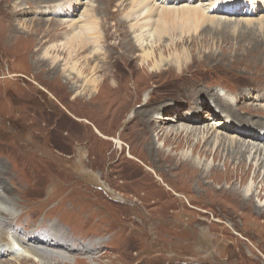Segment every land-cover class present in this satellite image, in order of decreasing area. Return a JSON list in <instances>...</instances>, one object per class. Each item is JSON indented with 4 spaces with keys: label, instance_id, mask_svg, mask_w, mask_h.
<instances>
[{
    "label": "rangeland",
    "instance_id": "1",
    "mask_svg": "<svg viewBox=\"0 0 264 264\" xmlns=\"http://www.w3.org/2000/svg\"><path fill=\"white\" fill-rule=\"evenodd\" d=\"M37 1L0 0V159L9 173L5 195L20 203L11 221L19 218L27 233L42 224L59 225L70 244L75 239L76 245L100 242L103 250L92 254L100 257V264H264V171L254 179V189L261 193L251 195L250 205L243 206L231 187L243 192L254 169L245 184L239 180L232 184L225 177L201 180L174 168L183 150L192 155L190 147L175 150L174 135L168 140L163 131L157 133L163 127L174 130L190 124L168 118L196 110L204 120L187 127H193L194 135L206 137L213 125L234 122L248 106L264 107L255 89L264 78V52L256 54L252 39H264V23H260L264 1L255 3L252 11L247 0H235L237 5L231 2L227 4L231 10L223 11L221 0H194L217 16L213 23L197 30L166 32L157 37L160 42L145 41L143 47L137 45L136 24L155 26L162 8L167 9L162 4L174 7L190 0H63L58 4L61 8L50 5L57 0L40 2L49 4L47 11L72 14L70 19L57 16L63 20L50 19L53 14L39 10L34 13ZM17 12L22 13L11 15ZM217 21L230 24L222 30ZM53 22L101 27L103 40L94 41L90 55L92 70L82 77L68 76L64 61L54 72L56 64L42 58L43 50L55 39L60 43L61 32L66 31L56 25L48 33ZM246 28L253 34L242 41L240 34ZM150 29H143L148 30L147 37ZM95 31L90 36L95 38ZM147 50L152 56L146 60ZM161 55L165 65L154 69V60ZM244 85L250 86L238 94ZM192 89L201 91L194 96ZM208 92L224 96L235 113L220 107ZM206 93L207 97H198ZM177 103L180 111L167 110ZM158 108L163 121L153 116ZM248 119L264 122L260 115ZM247 140L259 143L249 136L241 138ZM212 160L209 157L211 166L226 173L223 161ZM72 254L67 262L51 264H93L91 253ZM31 263L39 264L12 241H0V264Z\"/></svg>",
    "mask_w": 264,
    "mask_h": 264
},
{
    "label": "bare ground",
    "instance_id": "2",
    "mask_svg": "<svg viewBox=\"0 0 264 264\" xmlns=\"http://www.w3.org/2000/svg\"><path fill=\"white\" fill-rule=\"evenodd\" d=\"M57 1H59V2L53 1L52 3H50L51 2L50 0H38L37 2H39V3H36V2L33 3L34 6L37 4L35 6V8H32L33 12L38 13V10H39L42 13L53 14L51 17H49L50 19L54 18L57 20H63V19H60L57 17L59 15H64L65 19H70L71 15H72L70 12H59V13L50 12V11H47L45 8V6H47L49 4H40V2L50 3V5L54 4L53 5L54 8L55 7L61 8L60 7L61 5H58V4H61L65 0L64 1L63 0H61V1L57 0ZM164 1H167V0H164ZM193 1L194 0H190L188 3H185L184 5H178V6H174V7H171V6L166 5V4H162V6H165V8H167V9L162 8V16L159 20V23L155 26H151L150 25L151 22L144 23L145 25L144 24L139 25V23H137L136 25L138 26V28L135 31H140V36L137 39L139 44H137V45H140L143 47L145 41H147V42L148 41L149 42L154 41L153 43H156L158 41L157 37H159V39H161L160 37L162 36V34H164L166 32L175 31L178 29H181L182 31H190L191 29L197 30L198 28L202 27L205 23H213L217 16L213 15V14H208L206 8L202 4H198L197 2H193ZM200 1H202V0H200ZM260 1L263 2L264 0H247V3L249 4V7L253 11V10H255V3H258ZM220 2L225 3L224 6L222 5L223 9H220L223 11L224 10H231L228 7L229 3L231 4V2L234 3L233 7H234V5H237L235 0H225V1L221 0ZM81 4H79V6H78V8H76V10L79 9ZM226 5L228 8L226 7ZM18 13L20 14L22 12L13 13L11 15L14 16V15H17ZM29 13H31V12H29ZM156 15H155V17H156ZM71 19H73V18H71ZM125 21H127V20H125ZM246 22H247V24H251V21H246ZM215 23H217V28L221 27L222 30H224L225 25L230 24V23L227 24L226 21H223V22L217 21ZM260 23L262 26V24L264 23V17L260 18ZM55 26H56L57 30H58V28H60L63 30L65 29L66 31L64 33L61 32L62 33L61 35H63V38L60 39L61 40L60 43H57L58 40L56 42V39L54 42L51 41L52 42L51 43L52 45H50L51 47L43 50L42 58L46 59V61H50V62H53V64H56L52 68V70L54 72L56 70L57 71L60 70V66L63 64L62 61H64L65 68H63V69H65V72L68 76L71 77V75H75L76 77H79V78L82 77L84 71L89 70V69L92 70V67L90 66V62L94 59V57L90 56V55H91V53H92V55L94 53V41L99 42V41L103 40L102 39L103 34L100 31L101 27L99 30L98 28H94V26H90V25H88L84 28H80L79 26H75L73 24L53 22L52 26H49L47 28V32L51 29L53 31V28ZM146 28H151L150 29L151 31H149V33H148V35H149L148 37L144 33L145 31H148V30H145V31L143 30ZM94 29L96 30L95 32L97 34V36L95 38H94V36H90L92 34V32H94ZM127 30L129 32L128 26H127ZM48 33H50V32H48ZM120 34H121V32H120ZM252 34H253V29L246 28L240 34L242 41H243V39H246L247 37H251ZM53 35L57 36L56 33ZM58 35H60V34H58ZM132 35L129 32L128 37L132 42L135 43V37H134L133 32H132ZM225 35H228V34L226 33ZM229 37H231V36H229ZM149 38H151V39H149ZM50 39H51V36H50ZM50 39H48V40H50ZM252 39L255 41L254 44L256 45V54L258 52H264V39L259 38V40H258L256 37H253ZM158 42H160V41H158ZM91 43L93 44V45H91L92 48H90V46H89ZM108 45L110 47L114 48V45H112L110 43ZM153 45H155V44H153ZM128 47H129V45H128ZM125 49H127V48H125ZM88 51L90 52V54L84 55V53H86V52L88 53ZM123 54H124V52H123ZM126 56H127V54H126ZM151 56H152V52L149 50H147L144 54V57L146 58V60L149 59ZM186 56H188V55L186 54L185 57ZM178 57H179V55H178ZM82 60L84 61L83 64L81 63ZM133 61H134V58H133ZM164 61H165V58L163 55H161L160 59L154 60V64L152 67H154V69H160L165 65ZM110 62H111V67H112V65L114 66L113 62L112 61H110ZM181 67H182L181 65H178V69H180ZM155 71L157 72V70H155ZM90 82H94V81L90 80ZM258 82H259V84L255 87L256 91L259 93L258 99H261L264 101V78L259 79ZM93 86H94V83H93ZM247 86H250V85L242 86V88H239L237 93L242 94L243 90H245V88ZM123 88L124 87H121V88L118 87L117 89H123ZM198 91H201V90L198 89L196 91L195 89H192L190 94L196 96L195 92H198ZM209 94H210V92H208V95ZM210 96L213 97L218 102V105L220 107H222L223 109H225L231 113H235L233 104L230 103L224 96H222L219 93H217V94L213 93V94H210ZM198 97H201V98L207 97V93L204 96H198ZM238 99L239 98L237 97V100ZM145 100L146 99H144V101ZM140 105L142 107L146 104H140ZM176 108H178L177 110L180 111L179 110L180 109L179 103H177L176 107L167 108V110L168 111L171 110V112H174V111H176L175 110ZM156 110L157 111H155L156 113L154 112L155 114H153V116H157V118H159V120L163 121L165 116H163V114H162V109L158 108ZM258 110H260V111H258ZM262 111H264V107H261V106L250 107V106H248L247 112H242V114H245L244 116L242 114H240L241 116L239 115V118H237L234 122H231L229 124L223 123L222 125H220L221 123L218 122L217 124L213 125L209 129V131L207 130V132H205L206 137L204 135L202 137H198V136L194 135L195 130L193 129V127L192 128L187 127V125H194V124H196V126H197L198 123H200L204 120V118H203L204 115L200 116V114L197 113L195 110L194 114H192V115H185L183 113L184 115L183 114H176L173 117V119L168 118L169 120H172V121H175L178 119H183L186 122H189L190 124L184 125L182 127L180 126L178 128H174V130H172V129L171 130H167V129L165 130V128L163 127L157 133H158V135H160V132L163 131L162 135H164L165 139H168V140H170L171 136L173 137V135H174V139H173L172 143L176 139H177V141L175 142L176 145L172 148L175 150L180 149V148H184L186 146H188V148L190 147L189 150H191L192 155L191 154L188 155V152L187 151L183 152L184 151L183 150L181 152L182 157L175 162L174 168H178V170H180L184 173H187V174L191 173L193 175H196L201 180H206L207 178H214V177H216V178L217 177H222V178L225 177L223 179H225L227 181L229 180L232 184H234L237 180H239L241 183L245 184V183H247L246 180H248V175H249L250 169H254L253 170L255 172V173L253 172L254 176L250 180V182L246 186H244L243 192H238L237 189L231 187L232 192H236L240 196L239 200H242L241 202L243 203L242 204L243 206L246 204L250 205V203H251L250 196L257 194V193H261V191H262V190L256 191L254 189V179L257 180V178H259V176H260V174H258V173H260L261 171H264V147H260L261 146L260 144H262V143L264 144V122L260 121V120H256V121L249 120L248 115L264 116V113H260ZM212 117H214V116L212 115ZM195 129H196V131L199 130L198 127H196ZM210 130H213V132H212L211 136L208 137V133H210ZM154 133L155 132H153V134ZM214 133L216 136H212ZM193 136H196V137L193 138ZM237 136H239L241 138H246L249 136V137H252L253 139H255V141H258L259 143L258 144L252 143V142L249 143L248 140H247L248 143L247 142L245 143L244 141H241V138H239ZM179 137H180V139H179ZM211 137H212V139H210ZM152 139L154 141L156 140L154 137ZM153 140H151V142L153 143V148H154V147H157V142L154 143ZM118 143L120 144V139H119ZM30 147L31 148H28V149L32 151L33 147L32 146H30ZM157 152H158V155L161 154L160 149H158ZM129 154L133 155V153L131 151H129ZM194 155H196V156H194ZM40 156L44 157L43 155H40ZM168 156L169 157H175V154H174V156L171 154L170 155L168 154ZM202 156H204L207 160L204 158V161H203L201 159ZM209 157H212V159H213L212 161H214V162L217 160L223 161V165L225 166L226 173L223 174V172H220L219 168L215 165L211 166V161H208ZM161 161H163V160H161ZM148 169H150V168L148 167ZM8 175H9V173L7 171V163L4 160L0 159V241H7V240L12 241L18 249H20L22 252H24L28 256H30L34 260L35 263L38 262L39 264H51L52 261H59V260L67 262V260H69V258L74 255L72 253H81V254L91 253L90 261L93 262V264H100V262H99L100 257H94V258L92 257V254H96L99 251L103 250L100 242H94V241L84 242V243L81 242L80 245H76L77 240L75 239L73 244H70L66 239H64L65 236L63 235L62 229L59 225L52 224L50 227H48L47 225L42 224L41 226H39L36 229V231L34 233H32V232L27 233L26 230L28 229V227H24L22 225V223L20 222L19 218H17L18 220L16 219L15 222H12L11 219L17 215L18 210L20 208V206L18 204H20V203L18 202V200L16 198H14V197L12 198L10 196L12 198V202H11L10 197L5 195L6 194L5 189L7 187L9 188ZM156 175H157L159 180L163 181L162 176L160 174L156 173ZM90 182L92 184H95L91 180H90ZM201 182H203V181H201ZM206 182H208V181H206ZM163 183H166V182L163 181ZM228 184H229V182H228ZM95 185H97V184H95ZM166 185L170 188V186L168 184H166ZM97 186H100V185H97ZM103 187L106 188V190H108L107 186L104 185ZM259 211H261V210L259 209ZM5 214H8L9 216H7V217L3 216ZM20 218H21V216H20ZM233 231L236 232L235 229ZM11 248H13V247H11ZM14 250H15V248H13V251ZM19 260L22 262L31 261L30 259H27V258H19ZM78 260H80L79 257H76L75 263L79 262ZM31 264H34V263H31Z\"/></svg>",
    "mask_w": 264,
    "mask_h": 264
}]
</instances>
